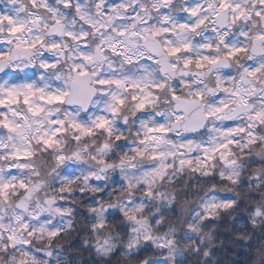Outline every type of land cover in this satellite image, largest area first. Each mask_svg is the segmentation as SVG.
I'll return each mask as SVG.
<instances>
[{
  "label": "clouds",
  "instance_id": "clouds-1",
  "mask_svg": "<svg viewBox=\"0 0 264 264\" xmlns=\"http://www.w3.org/2000/svg\"><path fill=\"white\" fill-rule=\"evenodd\" d=\"M239 2L252 15L226 29L228 43L243 44L242 32H253L257 26L264 28V21L254 16V0ZM47 3L62 14L67 30L74 35L86 34L88 47L81 49L79 41L43 33L46 43L58 40L62 50L37 47L31 60H17L15 65L0 71V81L28 80L45 92H56L63 87L60 77L76 62L84 64L96 79L119 83L96 88L83 105H45L42 123L34 125L30 145L19 135L10 140V133L0 129V141L6 146L0 147V154L5 157L0 160V169L30 188L39 185L27 207H15L24 200L23 192L2 206L7 209L3 212L5 226L10 225L19 233L18 239L29 243L8 248L5 232L0 239V264H18L25 258L24 253L28 264H264V125L250 129L260 143L250 145L246 131L233 138L239 143L231 147L227 162L217 157L205 168L197 162L204 155L201 148L222 143L227 139L223 135L225 129L247 128L246 114L209 116L195 128L178 125L172 119V92L188 94L190 89L185 82H191L193 90L204 96V111L221 101L228 102V94L216 87L217 75L225 81L238 77L240 69L249 65L248 57L241 54L230 65H220L219 72L208 68L202 75H192L196 71L194 65L184 68L188 55L196 56L202 51L200 45L210 42L222 47L217 33L212 31L217 24L211 19L197 32L180 30L192 41L193 49L171 58L175 69L162 70V65L153 63L146 54L140 58L135 47L117 55L108 46V37H115L112 27L128 32L134 27H169L175 34L176 25L199 19L189 16L185 9L197 4L208 6L207 0H169L167 5L159 0H103L102 9L97 8V0H72L71 9L63 8L61 0ZM78 4L96 23H107L103 14L113 10L108 30L101 33L82 21L76 11ZM30 11L33 9L28 0H0V14L26 19ZM40 15L50 19L43 10ZM203 15L211 17L212 13L202 12ZM136 16L147 23L132 19ZM165 16L168 23L163 22ZM29 26L35 32L41 31L36 25ZM23 36L32 38L28 32ZM166 38L171 37L160 36L161 44ZM0 39L9 37L5 33ZM101 39L105 40L102 56L97 53ZM7 48V43L0 44V50ZM82 51L93 55V62L80 60ZM129 56H135L136 62H130ZM41 62L55 67L42 69ZM164 63H168V58H164ZM127 85L134 87L126 88ZM153 85L162 86L154 89ZM256 88L250 102L260 106L264 102V78ZM145 98L151 103L138 109L137 104ZM117 99H122L123 104L118 105ZM16 110L26 113L23 105H17ZM101 118L108 123L104 129H97ZM33 119L29 116V121ZM73 123L79 127L73 128ZM160 125L169 129L167 136L160 138L159 133H153L159 139L139 143L150 135L149 127ZM56 128L62 129L54 137L56 144L49 148L39 142V135ZM82 129H91V134H82ZM181 145H185L182 152ZM15 147H28L31 157L22 161L8 159L7 153ZM153 150L164 156L150 159ZM181 160L192 163L180 164ZM196 168L200 170L195 171ZM225 202H230L231 207H219ZM212 204L217 205L214 211L208 208ZM133 214L136 221L131 219ZM15 215H21L35 235L29 237L27 231L20 232L12 219ZM42 228L46 230L44 234ZM52 231L58 235L49 238L46 232Z\"/></svg>",
  "mask_w": 264,
  "mask_h": 264
},
{
  "label": "snow or ice",
  "instance_id": "snow-or-ice-1",
  "mask_svg": "<svg viewBox=\"0 0 264 264\" xmlns=\"http://www.w3.org/2000/svg\"><path fill=\"white\" fill-rule=\"evenodd\" d=\"M33 11L28 12L26 19L14 17L11 15L0 14V37H3L6 33L9 39H0V44L7 43L9 48L0 50V71L4 70L9 65H15L17 60H31V53L37 48H47L48 50H62L61 44L57 40L56 42L46 43V36L43 33L56 36H64L67 39L76 40L80 42L81 49L88 47L86 43V34L81 32L79 35H74L72 31L67 30L62 18V14L47 3V0H28ZM163 5H167L169 0H159ZM63 8L71 9L73 7L72 0H61ZM208 6L204 4H197L194 7L186 8V13L191 17H199L191 24H178L175 26V34L173 29L164 27L162 29L143 27L140 30H136L135 27L131 32L125 29L111 28V31L115 33V37H108V46L117 55L123 54L124 49L129 47H135L138 50L140 58H144L145 54L153 63L162 65L163 68L175 69L176 65L171 63V58L179 56L181 53H190L193 49L192 41L180 30L184 29L187 33H194L201 29L211 19L212 23L217 24V28L225 29L224 32H218L217 28H213L212 31L217 33V39L219 45L217 47L213 43H205L200 45L202 51L196 56L188 55L184 60V68L190 69L193 65L196 71L192 75H202L205 69L211 68L219 72V66L230 65L232 61L236 60L241 54L248 57L249 65H244L240 69L238 77H229L227 81L217 75L216 87L219 91L227 93L228 102L221 101L214 106L210 111H204L201 107L204 96L199 90H193L191 82H185V86L190 89L188 94L181 95L172 92L171 99L174 103L172 111V119L181 126L186 128H195L200 126L204 119L209 116H217L231 113L246 114L248 120L247 128L236 127L229 128L223 131V135L227 137L222 143H217L215 146H203L201 151L203 157L198 158V163L201 166L207 168L209 163H213L217 157L222 162H227V158L231 155V147L236 146L239 142L234 137L243 134L247 131L249 136L248 143L250 145H257L261 141L255 138V134L250 131L257 125H264V102L260 106L253 105L250 102V97L257 92L256 85L260 83L264 78V28L257 26L253 32H242L241 35L245 41L243 44L228 43L226 29L230 25H235L238 22L248 20L251 18L252 13L248 12L245 5L239 2V0H207ZM254 16L258 21H264V0H254L252 5ZM97 8H103V0H97ZM43 10L48 13L50 19H44L40 15V11ZM127 10V6H125ZM76 11L80 13V19L86 21L93 28H98L101 33L108 30V24L111 23L112 17L110 12L104 13V19L107 23L93 22L88 13L81 5L76 6ZM211 12V17L207 15L201 16V13ZM134 20H138L141 24H146V20H141L139 16L132 17ZM163 22L168 23V17H163ZM29 25H36L41 29L40 32L35 30ZM25 32H28L32 38L23 36ZM165 35L171 38H166L161 44L160 36ZM23 36V38H21ZM127 38V40L125 39ZM105 40L101 39L100 45L97 48V53L101 54L104 49ZM215 53V54H213ZM168 58V63H164V58ZM80 60L85 63L93 62L94 57L91 54H84L83 51L79 57ZM130 62L135 63V56H129ZM40 67L42 69H49L55 67L54 64L48 62H41ZM63 80V87L56 92H45L43 87L38 86L33 81H20L10 82L7 80L0 81V129H5L10 133L9 139H13L14 136L19 135L23 140L27 141L30 145L31 134L35 130L34 125H40L42 121L40 117L44 114V106L50 104H86L93 96L96 88L108 85L109 83H119V81H108L105 79H96L94 73H90L84 64L73 62L68 73L60 77ZM162 85H153L154 89H159ZM134 85H127L126 88H132ZM137 99V97H133ZM38 101V102H37ZM118 105L123 104L122 99H117ZM146 103H151V100L141 99L137 104L138 109H143ZM17 105H23L26 109L25 112H19L16 110ZM29 116L33 117L32 121H29ZM231 118V116H229ZM52 124H63V121H52ZM108 121L101 118L96 124L97 129H104ZM73 128L79 127L73 123ZM62 131L61 128L54 129L51 133L44 132L38 136L39 142L46 147L51 148L57 141L54 139ZM147 132L150 134L139 141L141 144L147 143L149 140L159 139L152 136L153 133H159L160 138L167 136L169 129L164 125H160L157 128L149 127ZM82 134H91V129H82ZM79 139V137H77ZM0 147H6L0 141ZM185 145H181V152L184 150ZM32 153L28 147H15L14 150L7 153V158L12 160H26L31 157ZM139 155L143 156L144 152H140ZM171 155V153H169ZM164 153L161 151L153 150L149 154V158L152 160L161 159ZM4 155L0 154V160L4 159ZM180 164H191L190 160L179 161ZM199 171V168L194 169ZM11 171V166L9 167ZM207 171L205 175H207ZM19 189L20 191H17ZM39 191V185H35L30 188L29 184L23 180H17L16 177H8L4 171L0 169V239L4 238V233L7 232V247L15 248L18 243L27 245L29 241L18 239L19 233L11 228V226H5L3 223V212L7 209H3V205L9 203V198L24 193V200L19 201L16 204V208L27 207L28 202L31 201L32 195ZM146 195H151V192H146ZM217 205H209L208 208L211 211L216 209ZM219 207L227 208L231 207L230 202H225ZM43 210V209H42ZM56 211H60L56 209ZM211 211L208 212L209 219L211 218ZM35 218V217H33ZM15 219L19 226V231H27L29 237L35 235L34 231L29 230V224L24 221L21 215H15L12 217ZM131 219L137 220V217L133 214ZM45 229H41V233H45ZM49 238H54L58 235L57 232H46ZM25 257L18 264H28L26 259L27 253H24Z\"/></svg>",
  "mask_w": 264,
  "mask_h": 264
}]
</instances>
